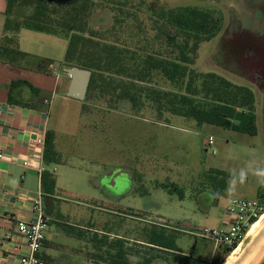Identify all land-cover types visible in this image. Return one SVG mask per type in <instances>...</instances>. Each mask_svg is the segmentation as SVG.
<instances>
[{"label": "rangeland", "instance_id": "374dc122", "mask_svg": "<svg viewBox=\"0 0 264 264\" xmlns=\"http://www.w3.org/2000/svg\"><path fill=\"white\" fill-rule=\"evenodd\" d=\"M24 1H17L13 21H22L38 10ZM113 1L125 5L121 15L125 22L118 28L122 39L138 35L137 25L152 37L153 10L197 7L219 11L223 30L200 46L192 69L250 88L256 97L258 135L200 126L191 118L167 112L160 116L146 100L136 112L130 102L108 97L93 95L85 101L68 98V102L57 99L51 109L50 131L60 162L48 165L50 170L56 169L57 183L54 197L44 199L49 216L48 244L42 250L48 257L46 264H93L90 257L100 254L101 248L104 251L126 238L134 241H126L134 263L153 257L150 264L221 259L225 247L194 234L205 228L220 229L217 221L224 205L234 198L253 199L257 187L262 190L258 200L264 204V185L252 174L253 169L264 167V0ZM248 3L258 7H246ZM117 15L114 7L98 8L90 19V29H112ZM72 34L64 32L56 37L68 44ZM154 77L152 86L156 89L183 92L184 86H174L161 74ZM211 137L215 155L206 147ZM215 169L226 173L224 186ZM240 169L248 171L242 183L233 181ZM124 171L129 174L119 175L113 185L109 175ZM209 199L216 202L210 211L206 209ZM155 228L176 237L180 252L187 258L146 246ZM256 248L259 250L251 258ZM231 255L236 264L260 261L264 255V218L225 262Z\"/></svg>", "mask_w": 264, "mask_h": 264}, {"label": "trees", "instance_id": "16d2710c", "mask_svg": "<svg viewBox=\"0 0 264 264\" xmlns=\"http://www.w3.org/2000/svg\"><path fill=\"white\" fill-rule=\"evenodd\" d=\"M6 1L7 32H19L23 28L61 36L64 32H73L68 39L64 65L92 72L86 100L95 95L128 101L136 112L142 110L146 100L155 106L160 116L167 112L191 118L200 126L207 124L249 136L258 135L254 92L215 73L200 74L192 69L200 46L217 38L223 30V16L219 11L197 7L153 10L150 16L152 37L137 25L136 30L141 31L138 35L122 39L118 28L125 22L121 18L125 10L123 3L115 4L113 0H25L38 10L22 21H13L11 14L18 0ZM102 7H114L118 11L115 26L103 32L90 29L92 14ZM136 37L138 43L134 45ZM156 73L174 86H184L183 92L156 89L152 86ZM44 161L46 165L60 162L51 131L46 135ZM213 172L222 177L219 180L224 186L228 180L226 173ZM42 188L46 194L54 195L56 179L52 172L43 173ZM154 230L146 246L153 251L180 252L176 237ZM127 244L120 240L104 251L101 248L100 254L91 256L90 261L93 264H150L155 259L132 262ZM232 251L234 248H222L223 258H218L216 264H224ZM189 264L199 262L190 261Z\"/></svg>", "mask_w": 264, "mask_h": 264}, {"label": "crops", "instance_id": "0c3cea01", "mask_svg": "<svg viewBox=\"0 0 264 264\" xmlns=\"http://www.w3.org/2000/svg\"><path fill=\"white\" fill-rule=\"evenodd\" d=\"M6 12L7 1L0 0V151L3 153L0 159V264H18L17 256L5 239L16 219L31 218L34 199L40 194L43 202L46 197H54L44 192L42 176L45 171L55 175L56 169L50 170L46 165L45 146L40 147L35 141H46L51 109L57 99L68 102L71 78L64 65L67 42L57 35L28 28L7 32ZM121 174L129 173L109 175L113 185ZM229 188L230 184L227 185ZM261 193V187L255 188L253 199L258 200ZM212 203L216 204L209 199L207 210H211ZM229 204L224 205L222 218L217 221L220 228ZM116 215L119 220L121 215ZM125 240L134 242L131 238ZM47 244L48 238L45 246ZM176 254L187 258L182 252ZM41 256L44 260L48 258L43 252Z\"/></svg>", "mask_w": 264, "mask_h": 264}, {"label": "built area", "instance_id": "2783aa9c", "mask_svg": "<svg viewBox=\"0 0 264 264\" xmlns=\"http://www.w3.org/2000/svg\"><path fill=\"white\" fill-rule=\"evenodd\" d=\"M35 143L40 147L45 146L44 139H37ZM206 147L207 150H212V154H216L212 137L206 142ZM2 158L3 153L0 151V159ZM31 213L29 219L15 220L12 231L5 241L17 256L18 264H46L41 252L47 241L49 220L44 210L42 194L32 202ZM263 216L264 204L259 200L234 198L226 210L220 229L205 228L194 235L198 238L212 239L217 245L234 248L236 251ZM199 264H216V260H200Z\"/></svg>", "mask_w": 264, "mask_h": 264}, {"label": "water", "instance_id": "95a60500", "mask_svg": "<svg viewBox=\"0 0 264 264\" xmlns=\"http://www.w3.org/2000/svg\"><path fill=\"white\" fill-rule=\"evenodd\" d=\"M65 72L71 78L68 96L78 101H85L89 91L92 72L79 67L68 68ZM257 264H264V255Z\"/></svg>", "mask_w": 264, "mask_h": 264}, {"label": "clouds", "instance_id": "9594fccd", "mask_svg": "<svg viewBox=\"0 0 264 264\" xmlns=\"http://www.w3.org/2000/svg\"><path fill=\"white\" fill-rule=\"evenodd\" d=\"M252 174L257 177L258 183L264 185V167L253 169ZM247 175L248 171L246 169H240L235 177H233V181L238 180L242 183L247 178Z\"/></svg>", "mask_w": 264, "mask_h": 264}, {"label": "bare ground", "instance_id": "6f19581e", "mask_svg": "<svg viewBox=\"0 0 264 264\" xmlns=\"http://www.w3.org/2000/svg\"><path fill=\"white\" fill-rule=\"evenodd\" d=\"M263 218H264V216L262 217V219H263ZM262 219H261V220H262ZM261 220H260L258 223L255 224V226H254L253 229L251 230V233H250V234H252V233L258 228V225H259V223L261 222ZM258 233H259V232H258ZM258 233L256 234L255 237H257ZM258 250H259V249L256 248V250H254V252H252L251 258H253V257L256 255V253H257ZM224 264H236V260H235L234 257L231 255V256L226 260V262H225Z\"/></svg>", "mask_w": 264, "mask_h": 264}, {"label": "flooded vegetation", "instance_id": "af4514ba", "mask_svg": "<svg viewBox=\"0 0 264 264\" xmlns=\"http://www.w3.org/2000/svg\"><path fill=\"white\" fill-rule=\"evenodd\" d=\"M246 7H258L257 4L254 3H248L246 4Z\"/></svg>", "mask_w": 264, "mask_h": 264}]
</instances>
